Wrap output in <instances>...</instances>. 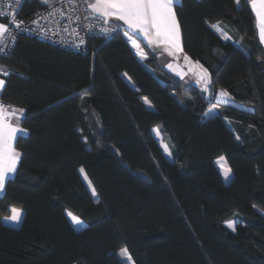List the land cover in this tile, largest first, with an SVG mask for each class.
Returning <instances> with one entry per match:
<instances>
[{
    "label": "trees",
    "instance_id": "1",
    "mask_svg": "<svg viewBox=\"0 0 264 264\" xmlns=\"http://www.w3.org/2000/svg\"><path fill=\"white\" fill-rule=\"evenodd\" d=\"M175 11L183 53L209 74L205 93L151 52L140 61L122 30L90 36L86 54L17 36L0 99L26 110L27 134L0 194V264H125L121 248L133 264H264V47L253 12L248 0H181ZM221 90L232 103L215 98ZM233 217L235 230L224 224Z\"/></svg>",
    "mask_w": 264,
    "mask_h": 264
},
{
    "label": "snow or ice",
    "instance_id": "2",
    "mask_svg": "<svg viewBox=\"0 0 264 264\" xmlns=\"http://www.w3.org/2000/svg\"><path fill=\"white\" fill-rule=\"evenodd\" d=\"M20 0H17L19 4ZM49 0H45L47 4ZM238 2V0H237ZM248 3L255 14L256 26L258 29L259 40L264 43V0H248ZM84 5L88 10V14L98 19L108 22L110 18L117 21H122L127 29L132 33L142 36L149 45H163L164 50L170 56H174L177 53L183 51L181 47V32L180 24L175 11V0H84ZM4 13L0 12V16ZM49 16L63 15L61 9H57L54 6L48 13ZM17 28L21 27L22 21L17 22L15 19L11 21ZM35 23V21H33ZM216 31H221L218 25H213ZM8 26L4 23H0V40L7 34L12 36L13 34L7 31ZM124 35L128 37L133 48L137 49V55L141 59L146 57L143 49L136 40L132 39L129 35V31H125ZM224 39H231L227 33H222ZM80 43H84L83 40ZM3 51V49H0ZM185 61L189 60L187 55H184ZM167 67L170 69L173 67L172 64H168ZM8 73H5L7 75ZM205 84V91L207 90V84L209 76L207 69H203L199 73V79L197 83ZM5 85L4 80H0V89ZM220 97L224 98V102L227 103L228 92L221 90L219 93ZM145 103H148L145 98ZM25 109H17L14 106L4 105L0 102V190L4 189L7 177L10 173L16 171L17 161L20 157V153L16 150L13 144V140L18 132L24 131L18 126L19 117H17V123L12 122V118L17 116L19 113L21 116L25 113ZM239 139V137H237ZM167 152V148L165 147ZM223 160V157L220 158ZM225 177L228 176L231 171L229 168H224ZM12 221H18L20 219V211L18 209H12ZM71 217L73 224H80L79 217L68 213ZM228 227L235 230V223L228 221ZM121 255L126 256L128 261L131 262V257L128 256L127 250L122 249Z\"/></svg>",
    "mask_w": 264,
    "mask_h": 264
},
{
    "label": "built area",
    "instance_id": "3",
    "mask_svg": "<svg viewBox=\"0 0 264 264\" xmlns=\"http://www.w3.org/2000/svg\"><path fill=\"white\" fill-rule=\"evenodd\" d=\"M31 0H0V23L8 26L7 31L12 36L5 35L0 40V80H4L5 73L13 72L2 58L14 46L17 36L26 33L35 36L39 40H46L55 43L61 48L69 49L75 52L86 54L88 52L87 40L90 36H97L102 39L111 38L115 32L122 30L121 24L113 18L107 23L88 14L84 5V0H35L37 6L28 14L22 15L21 10L24 2ZM61 9L63 15L49 16L48 13L52 7ZM23 22L21 27L17 28L11 21ZM35 21V23H33ZM83 40L84 43H80ZM4 105H10L0 99Z\"/></svg>",
    "mask_w": 264,
    "mask_h": 264
},
{
    "label": "crops",
    "instance_id": "4",
    "mask_svg": "<svg viewBox=\"0 0 264 264\" xmlns=\"http://www.w3.org/2000/svg\"><path fill=\"white\" fill-rule=\"evenodd\" d=\"M236 1V3H237V0H235ZM181 2V0H175V4H178V3H180ZM238 2H239V0H238ZM252 10V9H251ZM253 12V11H252ZM253 15H254V18H255V14H254V12H253ZM117 21V20H116ZM120 24H121V26H122V32H123V34L125 33V31H129V35L132 37V39H134V40H136L137 41V43L140 45V48H142L143 49V51H144V53L146 54V57H147V55H148V52H151L152 54H154V56H155V59H156V61H157V63L161 66V67H163L165 70H167L168 72H170V73H172L173 75H175L176 77H178V78H180V79H182V80H186V79H189L190 78V74H188V75H186L185 74V70L180 66L181 65V63H177V62H181V61H184V62H186V63H189L190 65L192 64L193 65V62H190L189 60L188 61H185L184 59H183V57H184V55H186L185 53H183V51L182 52H180V53H177L176 55H174V56H170V55H168V53L164 50V46L163 45H160V46H157V45H149L148 43H147V40H145L142 36H138L137 34H135V33H132L130 30H128L127 29V26L126 25H124L123 24V22L122 21H118ZM255 23H256V18H255ZM213 25H218V27L220 28V30H222L224 33H227L219 24H213ZM214 28V27H213ZM215 29V28H214ZM256 29H257V26H256ZM216 30V29H215ZM218 32V31H217ZM219 33V35H220V31L218 32ZM257 34H258V29H257ZM227 35L230 37V35L227 33ZM222 38H223V36L222 35H220ZM127 38V40H128V43H129V45H130V47L132 48V50H133V52L135 53V55H136V57L140 60V61H144L145 59H146V57L144 58V59H141L140 58V56H138L136 53H137V49H135V48H133L132 47V45H131V43H130V41H129V39H128V37H126ZM224 39V38H223ZM258 39H259V35H258ZM224 40H226V39H224ZM227 40H231L232 41V39H227ZM260 41V40H259ZM261 43V42H260ZM262 44V46L264 47V43H261ZM181 47H182V39H181ZM190 59V58H189ZM191 61H193L192 59H191ZM176 63H177V65H176ZM198 63V62H197ZM168 64H172V68L170 69L169 67H167V65ZM180 64V65H179ZM176 65V66H175ZM194 65H195V63H194ZM201 65V64H200ZM202 66V65H201ZM203 67V66H202ZM176 70V73L173 71V70ZM178 72V73H177ZM191 83H193L194 84V77H191ZM186 82V81H185ZM187 84H190V83H187ZM1 90V89H0ZM220 91H217L216 93H215V98L217 99V100H219V101H221V102H224V99H222V97H217L218 96V93H219ZM225 103V102H224ZM227 103H232V100H231V98L228 96V100H227ZM10 106H12V105H10ZM17 109H19L18 107H16ZM23 116H24V114L21 116L19 113H17V116H14L13 118H12V122L14 123V124H16L17 123V117H19V124H18V126L20 127V128H22L24 131H21V132H18L17 134H16V136H15V138H14V140H13V144H14V141H15V139H16V137L18 136V135H26L27 134V130L24 128V127H22L21 125H20V122H21V119L23 118ZM215 161H217V160H215ZM17 164H18V161H17ZM14 173L15 172H13V173H10L9 175H8V177L7 178H10V177H12L13 175H14ZM230 175H231V173H230ZM230 175H229V177L228 178H230ZM225 181H228V180H225ZM1 192H2V190H0V194H1ZM10 218V217H9ZM8 218V219H9Z\"/></svg>",
    "mask_w": 264,
    "mask_h": 264
},
{
    "label": "rangeland",
    "instance_id": "5",
    "mask_svg": "<svg viewBox=\"0 0 264 264\" xmlns=\"http://www.w3.org/2000/svg\"><path fill=\"white\" fill-rule=\"evenodd\" d=\"M222 33H224L222 30L220 31V35H222ZM223 36V35H222ZM189 61L190 62H193V65L191 64H189V63H186V62H184V61H181V62H177V63H181V67L185 70V74L186 75H188V74H190V78L189 79H186L185 81H186V83H191V77H194V84H196V85H198V87L200 88V90L203 92V93H205V92H207L208 91V84H207V90L205 91L204 89H205V84L203 83V81H201V83H197V80L199 79V73H200V71H201V65L199 64V63H197L196 61H191V59H189ZM177 63H176V65H177ZM194 63H195V65H194ZM175 65V66H176ZM203 69H205L204 67H202ZM175 73H176V70L174 69L173 70ZM178 73V72H177ZM208 76H209V74H208ZM221 92V91H220ZM219 92V93H220ZM219 93H218V96L217 97H220V95H219ZM222 99H224V98H222ZM160 126H156L155 128H154V133H155V135H156V137H157V139H158V141L160 142V144H161V147H162V149H163V152H164V154L167 156V157H169V158H171V156H172V153H171V151H170V148H169V146H168V144H167V142L165 141V140H163L162 138H161V133H160ZM165 147L167 148V152L165 151ZM221 157H223V156H219L216 160V163H217V165H218V167L220 168V170H221V173H222V176H223V178H224V180H228L229 178V175H230V172H229V174H228V176L227 177H225V175H224V171H223V169L224 168H229L228 167V165H227V163H226V160H225V158L223 157V160H221L220 158ZM81 175H82V177L84 178V180L86 181V183H87V185H88V188L90 189V191L92 192V194L94 195V197L96 196L95 195V192H94V190H93V188H92V186H91V184L89 183V181L87 180V178H86V176H85V174L83 173V171H82V173H81ZM68 213H71V212H69V211H66V214H67V216H68V218H69V220H70V222H71V224L73 225V227L75 228V229H79V228H81L82 226H84V222L80 219V221H81V223L80 224H73L72 223V221H71V217L68 215ZM72 215H74L73 213H72ZM76 216V215H75ZM228 221H233L234 223H236L237 221H238V218L237 217H233V218H231V219H229V220H226L225 222H224V224L228 227ZM229 228V227H228ZM229 229H232V228H229ZM122 249H125V248H121V249H119L118 251H117V254H118V256L120 257V259L125 263V264H133V260L131 259V262H129L128 261V258L126 257V256H122L121 255V250ZM128 253V252H127ZM128 256H130L129 254H128Z\"/></svg>",
    "mask_w": 264,
    "mask_h": 264
}]
</instances>
